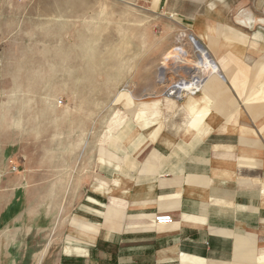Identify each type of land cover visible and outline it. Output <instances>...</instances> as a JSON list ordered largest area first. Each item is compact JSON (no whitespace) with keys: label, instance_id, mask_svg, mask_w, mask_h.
I'll list each match as a JSON object with an SVG mask.
<instances>
[{"label":"crops","instance_id":"obj_1","mask_svg":"<svg viewBox=\"0 0 264 264\" xmlns=\"http://www.w3.org/2000/svg\"><path fill=\"white\" fill-rule=\"evenodd\" d=\"M140 1L188 29L205 20L206 0ZM220 60L182 103L163 96L139 106L119 94L131 117L114 113L93 181L61 232L41 208L12 211L0 183V264H264V103L248 102L264 100V75L242 81ZM155 214L172 220L155 223ZM48 227L68 244L46 245Z\"/></svg>","mask_w":264,"mask_h":264},{"label":"rangeland","instance_id":"obj_2","mask_svg":"<svg viewBox=\"0 0 264 264\" xmlns=\"http://www.w3.org/2000/svg\"><path fill=\"white\" fill-rule=\"evenodd\" d=\"M203 16L188 29L140 0H0V183L12 211L41 208L44 221L59 219L60 232L70 226L114 113L131 117L119 94L139 106L169 97L166 87L191 77L162 80L160 71L179 49L197 59L191 36L216 64L241 71L240 80L264 75V0H206ZM257 60L261 68L251 71ZM51 228L44 243L66 246Z\"/></svg>","mask_w":264,"mask_h":264},{"label":"bare ground","instance_id":"obj_3","mask_svg":"<svg viewBox=\"0 0 264 264\" xmlns=\"http://www.w3.org/2000/svg\"><path fill=\"white\" fill-rule=\"evenodd\" d=\"M191 44L194 51L197 53V59L190 60L187 52L184 49H179L170 55V63L164 64L160 71L161 79H169L170 74H185L191 77L189 80L176 82L168 86L169 89H174L177 93L184 90L183 95H196L200 92L205 80L217 72V65L210 58L207 50L199 44L191 36ZM181 37L179 38V41ZM219 69V68H218ZM196 82V83H194ZM194 87H199L197 92L193 93ZM189 93V94H187Z\"/></svg>","mask_w":264,"mask_h":264},{"label":"built area","instance_id":"obj_4","mask_svg":"<svg viewBox=\"0 0 264 264\" xmlns=\"http://www.w3.org/2000/svg\"><path fill=\"white\" fill-rule=\"evenodd\" d=\"M184 80L181 79V80L176 81V82H182ZM176 82H174V83H176ZM194 83H196V82H194ZM198 89H199V87H197V88L194 87L193 93L197 92ZM183 93H184V90L182 92L180 91V92L177 93L174 89H169L167 87L165 89V95H167L169 97H173L175 99H180L182 96H184ZM187 94H189V93H187ZM152 220L155 223H169L172 220V216L170 214H155L153 216Z\"/></svg>","mask_w":264,"mask_h":264},{"label":"water","instance_id":"obj_5","mask_svg":"<svg viewBox=\"0 0 264 264\" xmlns=\"http://www.w3.org/2000/svg\"><path fill=\"white\" fill-rule=\"evenodd\" d=\"M193 37V36H192ZM197 41V40H196ZM198 42V41H197ZM200 44V42H198ZM202 45V44H201Z\"/></svg>","mask_w":264,"mask_h":264}]
</instances>
